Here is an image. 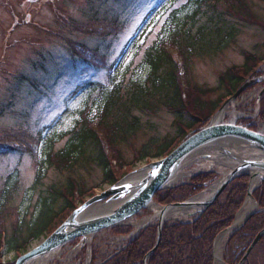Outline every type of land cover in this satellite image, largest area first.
Listing matches in <instances>:
<instances>
[{"label": "rangeland", "instance_id": "374dc122", "mask_svg": "<svg viewBox=\"0 0 264 264\" xmlns=\"http://www.w3.org/2000/svg\"><path fill=\"white\" fill-rule=\"evenodd\" d=\"M197 1L0 0V235L11 236L18 226V221L23 225V221L30 222L39 213L40 194L38 190L32 191L38 173L43 174L48 185L60 177L54 168L46 171L47 167L43 166L44 154L48 150L46 140L53 137L52 145L55 151L63 149L67 142L64 134L74 128L82 110L89 107L92 110L91 117L102 112L114 79L118 81L127 76L129 79L144 82L149 71L146 65L142 64L144 53L159 41L171 37L178 25H183L188 15L195 13ZM248 6L253 20L251 18L245 23L234 19L236 21L231 23V27L236 36L228 49L205 60L194 59L192 63L195 65L190 73L192 84L202 89L216 88L220 84V77L230 69L244 65L247 56L256 54L260 58L264 57V1L248 0ZM152 12L153 16L142 25L144 19ZM110 28L117 32L108 37L104 34H107ZM88 29L97 34H88ZM137 29L141 31L135 32ZM134 33L138 35L132 40ZM71 44L73 49L69 47ZM79 44L95 52L94 55L104 52L109 56L107 65L120 57L124 47L127 49L124 57L119 58L114 73L109 76L107 69H97L82 57L71 55L74 46ZM108 47L109 51L106 50ZM258 68L257 74L248 80L264 77V63ZM81 86V92L68 102L71 94ZM263 88L264 83L259 84L252 91L242 95L234 105L227 106L228 113L224 122H233L264 135V122L258 119L259 115L262 116V104L258 101V96ZM213 94L212 99H217L220 95L217 92ZM64 110L66 113H63ZM163 112L157 118L152 117L151 124H155L159 131L151 132L149 137L158 138L170 131L169 125L174 117L165 110ZM243 121H246L244 125ZM43 130L44 141L41 139L38 142L37 133ZM36 144L39 145L37 154L32 149ZM15 145L21 146L20 153L9 150L16 149ZM227 146L230 147L227 150L233 155L250 157L249 150L243 149L242 146ZM204 154L216 157L220 165L201 159ZM220 154L217 149H212L195 155L181 169V174L185 173L187 177L173 185L176 187L183 182H189L198 174L215 172L211 184L213 185L223 178L235 163V160L226 155L221 154L219 158ZM32 155L37 156V160ZM142 166L139 165L136 171ZM100 180L97 171H93L87 185H93ZM109 188L110 185L101 190L98 188L97 192L102 193ZM11 191L14 192L5 208V198ZM246 203L238 210L237 218ZM155 207L156 205L141 213L129 226L139 228L144 221L151 218L153 210L158 209ZM180 219L190 221L192 217ZM235 221L237 223V220ZM166 222L172 224L174 220ZM232 234L228 233L225 242L222 252L223 264H229L227 241ZM104 236L106 233L100 235L97 240ZM108 241L99 240L95 243V249L98 251L103 245L106 246ZM216 241L217 238L213 249L215 264ZM40 243L36 241L28 250L31 251ZM92 243L93 240L81 248L80 242H75L41 262L87 264ZM248 250L249 248L241 260ZM5 253L1 264H12L18 256L15 252ZM102 257L103 255L100 259ZM246 263L264 264V241L250 252L244 264Z\"/></svg>", "mask_w": 264, "mask_h": 264}, {"label": "trees", "instance_id": "16d2710c", "mask_svg": "<svg viewBox=\"0 0 264 264\" xmlns=\"http://www.w3.org/2000/svg\"><path fill=\"white\" fill-rule=\"evenodd\" d=\"M196 4L195 13L188 15L171 37L144 53L142 64L149 69L144 82L127 76L118 81L114 79L102 112L91 120V110H83L72 131L64 134L67 142L63 149L55 151L53 137L46 140L48 150L43 166L47 167L46 171L54 168L60 177L48 185L43 174L38 173L32 191L38 190L40 194L39 213L30 222L21 221L23 225L18 221L11 236L0 235V264L3 250L21 256L35 241L56 232L79 204L85 203L87 197H95L98 188L117 185L141 162L170 155L190 133L205 126L245 81L257 74L264 57L253 54L246 57L244 65L223 74L216 88L202 89L192 84L190 73L194 59L205 60L224 52L236 36L231 23L236 20L248 23L252 18L248 0H198ZM110 30L108 37L117 32ZM87 33L92 31L88 29ZM94 54L84 47H77L71 53L73 57H82L106 68L109 56L104 52ZM216 92L220 95L212 99L211 95ZM260 103V119L264 122V96ZM164 110L174 117L170 131L158 138L149 137L151 132L159 131L151 124L152 117L157 118ZM41 139L44 140L42 132L36 140ZM9 150L20 151L19 148ZM32 156L37 160V156ZM93 171H97L101 180L87 185ZM214 177V174L195 176L189 185L161 191L154 201L159 205L183 203L201 193ZM249 183L248 176L235 180L194 223L165 227L160 247L148 264H214V242L235 222L238 210L246 201ZM14 191L5 198L3 207H7ZM254 198L263 211L228 239L229 264H238L264 229V184L255 191ZM156 235L157 226L145 229L139 238L131 241L128 249L107 264H144L145 256L153 250Z\"/></svg>", "mask_w": 264, "mask_h": 264}, {"label": "water", "instance_id": "95a60500", "mask_svg": "<svg viewBox=\"0 0 264 264\" xmlns=\"http://www.w3.org/2000/svg\"><path fill=\"white\" fill-rule=\"evenodd\" d=\"M263 83L264 77L246 81L236 94L225 103L221 110L215 114L210 123L190 134L168 157L141 167L119 181L117 185L110 187L101 194H97V197L87 200L85 204L79 206L68 217L64 224L56 229L54 234L18 258L15 264H33L38 260L56 254L68 244L78 241V239L80 240L81 248H84L100 232L127 225L140 212L151 209V207L156 205L158 209L153 213L152 217L138 228L147 227L154 221L158 225L154 248L145 256L144 264H148L153 253L160 247L159 245L163 236L162 232L165 227L164 224L170 220H167L169 212L174 211V209L185 210L188 216H200L215 203V200L224 193L227 186L237 178L248 176L251 179L247 199H251L255 207L240 224L235 222L220 236L237 232L259 211V204L253 198V192L257 186L264 184V135L252 132L248 128L238 126L233 122L225 123L224 118L226 114L223 115L222 113L227 110V106L234 105L245 91ZM263 96L264 88L258 96V101ZM230 144L242 146L243 149L246 148L249 150L250 157L244 158L241 155H233L227 150V148H230L227 145ZM212 149H217L222 155L235 160V165L230 167L231 170L223 178L206 188L203 193L181 204L160 206L154 202L155 196L161 191L175 187L173 185L174 180L180 176L181 169L192 157L201 154L203 151ZM201 159L214 161L220 165L216 157L214 158L207 154L202 155ZM256 181L257 186L254 189L253 186ZM182 184L188 183L184 182ZM214 187H216L214 194L210 195L208 199H204V201L201 200L204 194L211 193ZM97 205L99 206L98 208H96ZM263 237L264 229L252 241L253 243L239 264H244L247 261L250 252L259 244Z\"/></svg>", "mask_w": 264, "mask_h": 264}, {"label": "bare ground", "instance_id": "6f19581e", "mask_svg": "<svg viewBox=\"0 0 264 264\" xmlns=\"http://www.w3.org/2000/svg\"><path fill=\"white\" fill-rule=\"evenodd\" d=\"M227 113H228V110L224 111L222 114L225 115V114H227ZM234 165H235V164H234ZM234 165H233V166H234ZM142 174H143V173H142ZM140 176H141V175H140ZM184 177H187V174H185V173L180 174V176L177 177V178L174 180V183H177V182L181 181L182 178H184ZM138 178H139V177H138ZM256 186H257V181H256V183L254 184L253 188L255 189ZM215 189H216V187L212 188L211 193L209 192V193L204 194V196L202 197L201 200L204 201V199H208L210 195H213V194H214ZM98 207H99V206L97 205L96 208H98ZM254 207H255V206H254L253 201H252L251 199H249V200L247 201L246 205H245L244 208H243V212H242V213L238 216V218H237V224H240V223L242 222V220H244V219L247 217V215H248L250 212L253 211ZM155 209H157V207H155ZM155 211H156V210H155ZM185 212H186L185 210L180 211V210H175V209H174V211L172 210L171 212L168 213V219H167V220L170 219V220L173 221V220H175V219H180V218H183V217L188 216ZM173 218H175V219H173ZM227 237H228V234H227V235H222V236H220V237L217 239V241H216V244H217L216 247H215V254H216V257H217L216 264H223V254H222V252H223V250H224V248H225V245H226L225 242H226V240H227ZM42 260H43V259L38 260V261L34 262L33 264H42V263H43V262H41ZM43 264H44V263H43Z\"/></svg>", "mask_w": 264, "mask_h": 264}]
</instances>
